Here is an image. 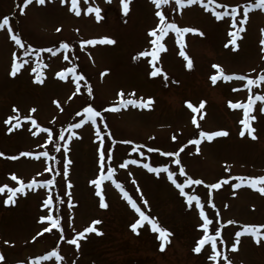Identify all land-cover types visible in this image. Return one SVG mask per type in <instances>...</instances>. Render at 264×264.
Returning a JSON list of instances; mask_svg holds the SVG:
<instances>
[{"label": "rangeland", "instance_id": "374dc122", "mask_svg": "<svg viewBox=\"0 0 264 264\" xmlns=\"http://www.w3.org/2000/svg\"><path fill=\"white\" fill-rule=\"evenodd\" d=\"M0 264H264V0H0Z\"/></svg>", "mask_w": 264, "mask_h": 264}]
</instances>
